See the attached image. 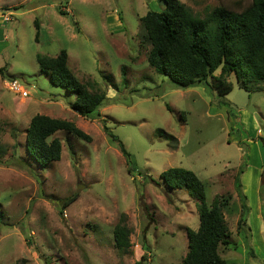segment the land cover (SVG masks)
<instances>
[{"label": "rangeland", "instance_id": "obj_1", "mask_svg": "<svg viewBox=\"0 0 264 264\" xmlns=\"http://www.w3.org/2000/svg\"><path fill=\"white\" fill-rule=\"evenodd\" d=\"M179 1L202 19L251 2ZM163 10L161 0H0V264H181L198 212L185 190L164 185L169 168L192 171L207 204L229 198L225 264H264V81L245 90L226 78L232 90L220 96L207 85L213 79L180 89L155 73L139 20ZM63 50L73 76L107 98L88 118L35 61ZM35 115L71 122L90 141L57 132L61 158L40 166L25 147ZM106 133L128 152L129 166ZM242 196L246 224L238 229ZM122 221L130 231L125 255L113 241Z\"/></svg>", "mask_w": 264, "mask_h": 264}, {"label": "trees", "instance_id": "obj_2", "mask_svg": "<svg viewBox=\"0 0 264 264\" xmlns=\"http://www.w3.org/2000/svg\"><path fill=\"white\" fill-rule=\"evenodd\" d=\"M161 1L163 11H148L139 20L151 47L147 64L155 73L166 77L180 89L213 79L215 83L207 85L220 96L232 90V84L226 78L233 77L245 90L248 85L264 81V0H251L243 9L239 5L233 9L217 7L203 19L195 16L179 0ZM58 13L67 15L60 9ZM35 26L37 36V21ZM35 61L51 85L75 94V100L69 106L76 114L88 118L106 101L105 94L90 92L73 76L68 69V56L64 50L53 58L38 54ZM60 131L79 140L90 141V137L71 122L35 115L25 131V147L38 165L47 166L60 160L61 142L58 138H52ZM108 135L118 144L129 166L128 152L115 136L111 133ZM160 177L167 189L185 190L195 201L198 212L197 230L186 229L189 251L181 264H225L219 255V248L230 245V232L223 214L229 198L216 196L207 204L204 184L192 171L183 168H169ZM236 184L240 188L238 180ZM74 200L73 197L65 200L64 206ZM244 200L242 196V218L238 222V229L246 224L243 217L246 210ZM129 236L130 231L123 221L114 227L113 241L119 255L128 252ZM15 264H25V261Z\"/></svg>", "mask_w": 264, "mask_h": 264}, {"label": "built area", "instance_id": "obj_3", "mask_svg": "<svg viewBox=\"0 0 264 264\" xmlns=\"http://www.w3.org/2000/svg\"><path fill=\"white\" fill-rule=\"evenodd\" d=\"M9 89L17 94H22V96H26V93L23 91L22 86L17 81H9Z\"/></svg>", "mask_w": 264, "mask_h": 264}]
</instances>
